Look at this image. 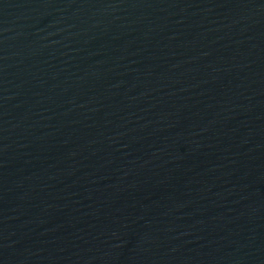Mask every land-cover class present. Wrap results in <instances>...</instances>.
<instances>
[{
	"label": "water",
	"instance_id": "1",
	"mask_svg": "<svg viewBox=\"0 0 264 264\" xmlns=\"http://www.w3.org/2000/svg\"><path fill=\"white\" fill-rule=\"evenodd\" d=\"M0 264H264V0H0Z\"/></svg>",
	"mask_w": 264,
	"mask_h": 264
}]
</instances>
